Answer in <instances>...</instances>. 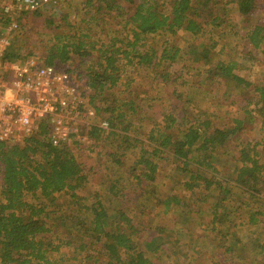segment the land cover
Returning a JSON list of instances; mask_svg holds the SVG:
<instances>
[{"label":"trees","instance_id":"16d2710c","mask_svg":"<svg viewBox=\"0 0 264 264\" xmlns=\"http://www.w3.org/2000/svg\"><path fill=\"white\" fill-rule=\"evenodd\" d=\"M114 1L85 0L81 8L83 15L95 8L86 21L89 25L108 18V13L114 14V18H124V23H113L115 27L121 26L123 34L104 43L94 41L90 32L75 37L74 34L69 36L68 30H63L53 33L46 53L37 56L45 65L60 68L71 60L72 55L86 61L85 71L77 68H67V71L78 78L85 77V84L92 94L91 102L97 97L106 104L102 109L96 105L95 109L98 114L103 111L107 115L108 127L79 128L81 136L96 141L107 136L119 137L116 130L124 134L129 131L131 123H123L128 118L131 120L140 106L133 97L119 103L116 97L107 102L108 97L104 96L105 92L109 93L118 86L123 73L131 75L130 69L125 70L122 65L143 70L150 81L165 89L173 83L183 86L189 82L184 63L177 70H172L175 60L180 58L177 49L171 51L166 46L157 54L153 48L145 50L143 45L148 36L179 31L203 39L179 62L199 63L201 75L211 82L214 79L220 81L225 95L233 99L231 102L254 106L262 118L260 127L264 132V85L250 86V82L238 74L243 72V64L234 60L227 49L229 43L218 44L220 38L225 40L234 28L231 21L224 24L220 16L222 5L233 7L238 16L245 18L260 9L264 0H119L121 6ZM47 11L52 17H45L43 22L50 28L58 10L52 8ZM47 11L23 15L20 28L27 27L25 20L28 16L39 18ZM59 21L68 27L65 17ZM225 25L228 30H225ZM59 27L56 25L54 29ZM243 32L245 50L251 46L264 55V25H253ZM18 41L12 40L6 59H22ZM29 55L31 51L27 53ZM83 60L79 64L84 65ZM132 81L130 77L127 87ZM248 87L250 89L247 90ZM172 89L174 101L166 106L169 112L161 115V124L154 123L148 136L150 148H139L137 160L127 169V181L111 180L107 193L102 198L94 193L95 200L89 206L81 204L82 197L77 195L86 183V174H83V164L75 157L74 151L81 150L83 142L73 141L52 147L46 138L48 131L45 125H41L21 145L0 142V264H57L47 255L49 251L58 252L61 245L71 247L74 256L70 259L78 264H182L181 261L190 264L191 256L187 251L191 250L194 259L200 252L191 242L186 246L180 244L178 236L182 234V228L170 232L159 227L151 228L140 221L137 212L142 216L143 211L150 207L156 211L162 207L167 211L178 204L194 203L193 187L201 183L205 190L212 187L217 191L213 202L207 206L211 217L208 223L214 236L204 235L205 239L216 244L212 246L214 251L220 250L216 264H243L240 252L249 247L253 252L264 255V161L261 158L264 144L259 147L256 142L252 145L247 143L238 151L231 171L213 172L217 157L236 138L243 122L233 120L234 124L220 129L211 128L209 120L204 117L200 122L192 123L188 119V110L183 108L186 107L187 93ZM130 93L128 90V95ZM182 103L184 105H180ZM145 104L149 103H141V106ZM252 119L249 113L248 120ZM128 135L121 140L124 139L125 148L129 149L134 140ZM160 160L177 163L175 169L186 175V181L181 184L185 193L190 195L186 204L174 195L156 197L157 161ZM113 163L119 166L120 162L115 159ZM202 173H208L209 178ZM27 197L40 203H29ZM61 199L62 206L71 205L75 210L68 214L56 213L60 211L58 202ZM198 203L203 208L204 202L198 199ZM232 204L237 208L232 209ZM49 207L57 211H48ZM243 212L247 213V219L241 220L243 223L239 225L245 226L243 224L246 223L254 226L255 230L245 242L240 243L232 228L237 224V217L242 219ZM50 214L58 216L54 219L49 217ZM56 220L67 223L71 229L63 230L64 237H57V244L53 245L48 235L57 236L59 226ZM182 221L188 222L187 219ZM166 251L171 252L166 258L174 255L173 260L159 262L158 258L165 259Z\"/></svg>","mask_w":264,"mask_h":264},{"label":"rangeland","instance_id":"374dc122","mask_svg":"<svg viewBox=\"0 0 264 264\" xmlns=\"http://www.w3.org/2000/svg\"><path fill=\"white\" fill-rule=\"evenodd\" d=\"M83 1L85 0H62L59 2L58 6L54 8L55 10H58V12L53 16L55 22L50 28L44 25L43 22L45 21V17H52L50 12H44L39 18L28 16L25 20L27 27L21 28L22 30L19 32L17 39H15L19 40L18 43L21 46L19 51L20 56H22L21 58L23 59L31 55L34 57L43 56L46 53V49L49 46L53 33H59L63 30H68L69 36L74 34L75 37L80 33L83 34L90 32L94 41L104 43H107L108 39L113 36L123 34L122 28H120L121 26L115 27L113 23H124V18L120 16L114 18V14L108 13V18L104 17L103 20L97 22L93 21L89 25L86 21L92 16V12L95 8L92 7L89 13L83 15L84 12L81 8V3ZM114 2L119 4L122 3L119 0ZM124 5L125 4L122 6ZM224 5L221 7L220 16L224 20V24L231 21L234 28L231 29L233 32L224 38L225 40L222 39L221 41L220 38L218 44L229 43L227 49L230 50L232 57L234 60H238L243 64V72H239L238 74L240 77L250 82V86L264 85V55L252 49L251 46H249V48L247 47L245 50V33L243 32L250 28V26L264 25V5L245 18L238 16L233 7ZM63 17L67 19L68 27L60 23L59 20L61 18L62 21ZM83 19H85L84 22H81ZM56 25L60 27L55 30L54 28ZM227 28L228 26L225 25V30H228ZM121 36L122 35L119 37ZM202 40V37L191 36L190 34L182 33L180 31L175 34L160 33L151 35L144 40L143 45L145 46V50L153 48L157 54H159L166 46L171 51L177 49L180 58L175 60L176 63L173 64L174 68L172 70H177L180 67L179 65H182L183 63L185 64L189 73V82H186L183 86L181 84L173 83L165 89L161 85L158 86L150 81L143 70L136 67L131 68L132 66L129 67V65H122L123 69H130L129 72L131 75L126 76L123 73L118 86L115 87L113 91H109V93L105 92L104 96L106 99L108 97L107 102H109L112 97H116L119 100V103L126 102L127 97H133L134 102L140 106H138L140 110L135 113L131 120L128 118L125 123H123V125H125L127 121L131 123L129 131L125 132V134L124 132H120L121 130H116L119 137L107 136L104 139L96 141L87 139V141L81 143V146L83 147L81 150L74 151L75 157H77L78 161L83 164V174H86L85 185L77 191V195L82 197L80 199L81 204L89 206L93 203L95 200L94 193L102 198L107 193V186L111 180L127 181V169L137 160L139 156V148H150L148 136L151 128L157 123L161 124V115L168 114L169 112L166 106H168L167 104L169 102L174 101L171 96L172 88H175L177 92L187 93V101L185 102L186 107L183 108L188 110V119L191 120L192 123L193 121L196 122V120L200 122L204 117L209 120L211 128L220 129L221 127L234 124L233 120L243 122L239 127L240 129L236 132V138L226 146L223 154L217 157V161L214 163L215 165L212 166L215 170L213 172L220 173V171L223 170V172L226 173L231 171L234 166V159L238 156V151L247 143L252 145L256 142L259 144V147L264 144V132L260 127L262 118L260 115H257L254 106H244L243 103L238 104L237 102H231L233 99L225 95L224 88L222 84H220V81L214 79L211 82L201 75L202 69L200 68L201 66L199 63L186 62L185 60L179 62L182 58L187 57L185 53L190 48L195 49L196 46H198V43ZM247 50L250 51L248 52ZM29 51H31V55L27 56ZM244 51H247V54H245ZM81 60L83 59H78L76 56L72 55L71 60L67 61L62 67L70 69L77 68L85 71L86 61L83 60L85 63L82 65L79 64ZM158 71H160V69H158ZM130 77L133 81L130 83V86L127 87V82ZM79 79L85 81V77H80ZM180 81L181 79L178 82ZM248 89H250V87H248L247 90ZM128 90H131L132 94L130 93L128 95ZM86 91V96L89 98L92 97L91 90L88 88ZM86 96L85 98H87ZM146 102L149 104H145L142 107L141 103ZM90 103L91 105H88L91 107L93 106L94 108L96 105L101 109L106 106V104L103 101L100 102V98L97 97L92 100V102L90 101ZM180 105L184 104L182 103ZM245 110L251 113L253 117L252 121L248 120L249 113L245 112ZM106 117L107 115L103 111L99 114L97 113L98 120L105 119ZM94 123H97V120L96 122L94 120ZM124 135L130 136L134 140L129 149L125 148L126 144L123 143L124 139L121 140V137ZM121 153H123V156H121ZM261 158L264 161V152L262 153ZM115 159L120 162L118 164L119 166L114 165L113 160ZM157 164L158 173L156 174L155 182L156 197L159 198V196L174 195L186 204L190 195L185 193V188L181 185L187 178L184 172L176 170L175 165H177V163L174 164L171 160H160L157 161ZM194 168L195 167L193 166V171ZM207 174L208 173H202V176L208 179L209 175ZM193 192L194 193L191 194L196 198V202L194 203L189 202L186 206L183 204L180 206L178 204L174 207H170L167 211L162 207H160L158 211H156L157 209L153 210V208L150 207L143 211L142 216L137 212V217H141L140 221L146 225H150L151 228L159 227L167 232L182 228V234L178 236L180 244L186 246V244L191 242L194 248H197L200 252L198 255L199 257L197 256L196 259H194L190 252L191 250L187 251V254L191 256L190 264H216L218 262L217 254H219L220 250L214 251L212 246L216 244H213L210 239L209 241L205 239L204 235L209 234V236H214V232L211 230V224L208 223L211 217L209 213L210 211L207 210V206L213 202L217 191L212 187L205 190L204 184L201 183L197 187H193ZM126 194L130 193L126 192ZM65 199L68 200L67 197H65ZM198 199L204 202L201 205L203 208L200 207ZM26 200L29 203H40L39 200H35L31 197H27ZM153 202L154 201L152 200L150 203L152 204ZM58 204H60L58 209L60 211L56 213L63 214L64 212H67L68 214L75 210V207L71 205L69 207H66L65 205L62 206V199ZM235 208H237V205L232 204V209ZM47 210L57 211V209H53L52 207H49ZM243 214L242 219H238V217L235 219L237 224L232 228V231L235 229V234L240 243L245 242L251 236L252 230H255L254 226L247 225L246 223L243 224L245 226L239 225L247 219V213L243 212ZM56 216L58 215L50 214L49 217L55 219ZM183 219H187L188 222L184 223L182 221ZM56 221L59 226L58 230L56 229L57 236L53 235L55 236L54 238L51 234L48 235L50 236L53 245L57 244V237L60 239L64 237L63 230L71 229L67 223H61L60 221L58 222V220ZM247 250L240 252V254H242L241 262H243V264H264V255L253 252L251 247ZM170 254L171 252L166 251L164 254L165 259L158 258L159 262L168 259H170L168 262H171L173 260L171 258H173L174 255L166 258ZM180 254L181 252L177 255ZM73 256L71 247L65 245H61L58 252L49 251L47 255L49 259L56 260L57 264H78L77 261L74 263L75 260L73 261L70 259ZM181 262L184 264L183 261Z\"/></svg>","mask_w":264,"mask_h":264},{"label":"built area","instance_id":"2783aa9c","mask_svg":"<svg viewBox=\"0 0 264 264\" xmlns=\"http://www.w3.org/2000/svg\"><path fill=\"white\" fill-rule=\"evenodd\" d=\"M61 1L0 0L1 143L21 145L45 125L47 141L58 147L87 141L79 128L108 127V122L98 120L96 109L88 105L85 81L68 73L67 68L45 65L33 56L17 61L5 58L10 43L21 31L23 15L47 11Z\"/></svg>","mask_w":264,"mask_h":264}]
</instances>
